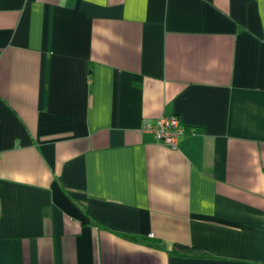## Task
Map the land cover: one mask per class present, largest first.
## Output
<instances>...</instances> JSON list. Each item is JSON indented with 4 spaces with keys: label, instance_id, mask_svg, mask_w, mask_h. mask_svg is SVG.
<instances>
[{
    "label": "crops",
    "instance_id": "crops-1",
    "mask_svg": "<svg viewBox=\"0 0 264 264\" xmlns=\"http://www.w3.org/2000/svg\"><path fill=\"white\" fill-rule=\"evenodd\" d=\"M0 264H264V0H0Z\"/></svg>",
    "mask_w": 264,
    "mask_h": 264
},
{
    "label": "built area",
    "instance_id": "built-area-1",
    "mask_svg": "<svg viewBox=\"0 0 264 264\" xmlns=\"http://www.w3.org/2000/svg\"><path fill=\"white\" fill-rule=\"evenodd\" d=\"M143 131L153 135L156 142L171 150H175L180 137L189 134L177 117H159L153 122H146Z\"/></svg>",
    "mask_w": 264,
    "mask_h": 264
}]
</instances>
